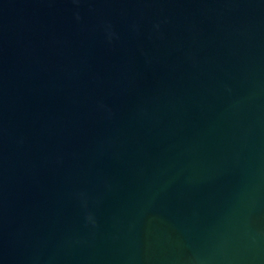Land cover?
Returning <instances> with one entry per match:
<instances>
[{
    "label": "water",
    "instance_id": "obj_1",
    "mask_svg": "<svg viewBox=\"0 0 264 264\" xmlns=\"http://www.w3.org/2000/svg\"><path fill=\"white\" fill-rule=\"evenodd\" d=\"M0 264H264V0H0Z\"/></svg>",
    "mask_w": 264,
    "mask_h": 264
}]
</instances>
